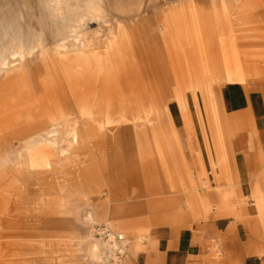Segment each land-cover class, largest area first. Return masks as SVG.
Masks as SVG:
<instances>
[{
	"label": "rangeland",
	"instance_id": "rangeland-1",
	"mask_svg": "<svg viewBox=\"0 0 264 264\" xmlns=\"http://www.w3.org/2000/svg\"><path fill=\"white\" fill-rule=\"evenodd\" d=\"M182 1L0 0V264H126L166 209L170 195L158 191L184 173L180 147L194 123L219 121L226 90L264 94V0ZM20 73L53 80V116H28L25 87H8ZM162 92L166 107L146 113ZM50 122L53 142L10 140ZM260 198L233 196L228 208ZM8 219L37 221L40 236L2 237ZM106 225L125 240L100 238Z\"/></svg>",
	"mask_w": 264,
	"mask_h": 264
},
{
	"label": "crops",
	"instance_id": "crops-1",
	"mask_svg": "<svg viewBox=\"0 0 264 264\" xmlns=\"http://www.w3.org/2000/svg\"><path fill=\"white\" fill-rule=\"evenodd\" d=\"M154 1L161 5V0H145L146 6ZM176 2L173 6L180 9L184 2ZM173 6H162L164 14ZM165 19L162 29L165 30L166 24L170 29L169 15ZM21 73L11 77L8 87L12 92L25 87L23 107L28 110V116H53V80L41 74ZM168 93L162 92L156 102L149 101L146 113L164 109ZM173 96L180 97L181 91L173 92ZM35 99L38 100L36 107L32 104ZM221 99L219 121L212 116L203 124L195 122L193 133L187 135L180 147L184 173L169 176L174 182L172 189L163 186L162 191H158L170 195L163 202L166 209L139 246H133L126 256V264H264L257 238V212L264 210V202H260L259 207L241 203L237 208H228L233 196L256 194L261 197L259 200H264V94L229 89L222 92ZM19 109L21 121L27 120L28 116H21L24 109ZM10 114L7 112L2 117L3 124L12 123ZM26 130L24 134L13 133L10 140L29 145L53 142V122L44 126L37 123ZM112 148L115 151L114 145ZM119 154L120 158H136L133 150L124 156L120 148ZM152 177L153 174L146 177L148 190L149 186L153 187ZM163 179L166 183L165 176ZM28 216H36V213L30 212ZM2 224L11 230L2 233V237L40 236L41 225L37 221L14 223L8 219ZM16 246L22 248L20 244ZM9 247L8 243H1L2 252Z\"/></svg>",
	"mask_w": 264,
	"mask_h": 264
},
{
	"label": "built area",
	"instance_id": "built-area-1",
	"mask_svg": "<svg viewBox=\"0 0 264 264\" xmlns=\"http://www.w3.org/2000/svg\"><path fill=\"white\" fill-rule=\"evenodd\" d=\"M96 230L98 231L100 238L105 240L107 243L118 245L125 240L123 235L115 234L114 232L112 233L107 225L100 226ZM124 254L122 256H124Z\"/></svg>",
	"mask_w": 264,
	"mask_h": 264
}]
</instances>
